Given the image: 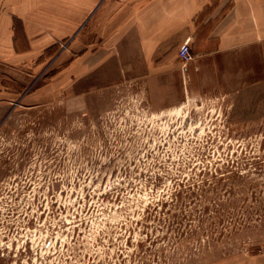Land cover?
Wrapping results in <instances>:
<instances>
[{
	"label": "rangeland",
	"instance_id": "374dc122",
	"mask_svg": "<svg viewBox=\"0 0 264 264\" xmlns=\"http://www.w3.org/2000/svg\"><path fill=\"white\" fill-rule=\"evenodd\" d=\"M72 40L18 79L35 101L0 118V264L264 256V50L227 52L226 80L194 90L180 61L155 100L121 67L75 85Z\"/></svg>",
	"mask_w": 264,
	"mask_h": 264
},
{
	"label": "crops",
	"instance_id": "0c3cea01",
	"mask_svg": "<svg viewBox=\"0 0 264 264\" xmlns=\"http://www.w3.org/2000/svg\"><path fill=\"white\" fill-rule=\"evenodd\" d=\"M67 37H73L68 58L75 85L87 75L108 83L121 67L157 100L162 88L175 85L187 37L192 90L209 73L226 80L227 52L240 49L257 59L264 50V0H0V118L17 100L35 101V92L18 89V79L30 77ZM238 264H264V256Z\"/></svg>",
	"mask_w": 264,
	"mask_h": 264
},
{
	"label": "built area",
	"instance_id": "2783aa9c",
	"mask_svg": "<svg viewBox=\"0 0 264 264\" xmlns=\"http://www.w3.org/2000/svg\"><path fill=\"white\" fill-rule=\"evenodd\" d=\"M178 56L183 66L189 64L194 56L191 52V37H187L179 47Z\"/></svg>",
	"mask_w": 264,
	"mask_h": 264
}]
</instances>
